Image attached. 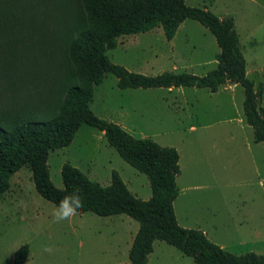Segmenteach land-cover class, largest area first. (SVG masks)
<instances>
[{
    "label": "rangeland",
    "instance_id": "obj_1",
    "mask_svg": "<svg viewBox=\"0 0 264 264\" xmlns=\"http://www.w3.org/2000/svg\"><path fill=\"white\" fill-rule=\"evenodd\" d=\"M66 1L70 12L79 8L78 0ZM186 3L207 7L219 17L234 18L250 70L248 77L264 87V0ZM152 32L119 36L117 45L107 49V56L146 75L164 71L205 75L216 68L220 47L198 20L186 19L171 41L161 26ZM58 55L62 60L60 50ZM32 66L35 64L28 63L31 70ZM34 70L41 83L35 89L32 86L31 92L36 91L32 102L40 103L46 91L42 83L45 68L38 64ZM244 100L241 84L234 89L221 85L216 92L192 86L122 89L117 77L106 73L94 87L90 107L96 115L122 123L137 138H151L163 146L179 145L183 161L190 158V145L197 148L198 158L209 157L210 165L200 166L215 181L199 197L191 191L181 192L176 203L180 221L187 228L205 229L210 240L224 244L229 252L264 255V155L258 150L264 143L254 142ZM100 134V129L83 123L69 145L50 151L48 165L55 186L64 187L62 165L70 162L102 185L110 184L111 171L116 169L137 197L149 199L148 176L126 162ZM189 172L184 168V178L189 179ZM10 183L0 201V264H12L15 251L24 244H29L26 264H131L125 231L137 229V220L129 217L133 223H123L120 219L125 214L101 216L88 211L57 224L53 217L59 207L37 191L28 166L14 173ZM183 184L180 179L178 188ZM239 221H244L241 226ZM147 264L196 263L176 247L157 240Z\"/></svg>",
    "mask_w": 264,
    "mask_h": 264
},
{
    "label": "trees",
    "instance_id": "obj_2",
    "mask_svg": "<svg viewBox=\"0 0 264 264\" xmlns=\"http://www.w3.org/2000/svg\"><path fill=\"white\" fill-rule=\"evenodd\" d=\"M78 3L79 8L70 12L66 0H0V201L11 187L12 175L28 166L37 191L58 207L78 194L79 212L125 214L137 220L139 229L129 251L131 264H146L156 240L176 247L196 264H264L263 254H234L202 230L179 224L174 208L181 172L176 147L137 138L90 107L94 87L106 73H113L122 89L192 86L216 92L223 84L238 83L245 90L244 114L254 129V141H264V87L262 83L256 86L247 76L234 18L219 17L207 7L188 5L186 0ZM188 18L207 27L220 47L216 68L205 75L186 71L146 75L112 62L106 54L117 45L119 36L160 26L171 40ZM28 63L45 68L42 83L46 91L40 103L32 102L36 92H31L32 86L35 89L41 81L36 78L35 66L31 70ZM83 123L103 130L109 145L148 176L149 199L137 197L116 169L110 184L102 185L70 162L62 165L64 187L55 186L48 165L50 151L69 145ZM28 255L29 244L20 246L12 264H26Z\"/></svg>",
    "mask_w": 264,
    "mask_h": 264
},
{
    "label": "crops",
    "instance_id": "obj_3",
    "mask_svg": "<svg viewBox=\"0 0 264 264\" xmlns=\"http://www.w3.org/2000/svg\"><path fill=\"white\" fill-rule=\"evenodd\" d=\"M152 31H154V29H152L150 31H147V32L153 33ZM171 40H169V41H171ZM246 68H247V65H246ZM246 73H247V76L250 73V70L248 68H247ZM223 85H225V89H227V88L234 89L239 84L238 83H226V84H223ZM171 88H173V87H171ZM263 97H264V92H263ZM262 102H263V99H262ZM118 124H120L124 129H126V127L122 123L119 122ZM192 126H194V125H192ZM193 129H194V131H196L197 130V127L194 126ZM100 135L102 137L103 136L105 137V133H104L103 130H101V134ZM255 143H256V145H260L261 143H264V141L255 142ZM171 146L176 147L178 149V151H179V154H180L179 164H180L181 172H180V174L177 177V185L179 184V180L180 179H182V183H184L182 189H179L180 190L179 191L180 193H179L178 197L174 201V208H175V212H176V216H177V219H178L179 224L182 225L183 227H186L187 228V225L183 224L182 221H180V217L178 215L177 207H176L177 206L176 203H177L178 198L181 195V192L191 191V192L194 193V194H192L193 196H198L199 197V196H201L202 191H205V189H207L206 188L207 186H211V184L213 185V182L215 181V178L212 175H210V177L207 176V175H205V171H204L203 168H201L200 165L202 163H206V165H210V158L209 157H206V158H204L205 160L203 159V157L202 158H200V157L198 158V156H197L198 155L197 148H195L192 145H190V148H189L190 158H188L187 161H183V159H182V153H181V148L179 147V145H171ZM214 146H215V144L213 145V147ZM258 150L260 152H262L263 155H264V146H260V148H258ZM230 167H231V165L228 164L227 169L230 170L231 169ZM184 168H189V170H190V172H189V176H190L189 179L184 178V176H183ZM119 173H120L121 177L123 178V173L122 172H119ZM111 174H112V171H111ZM123 180L125 181V183L127 184V186H129L128 182H126V180L124 178H123ZM185 211H187V208L185 209ZM80 213H82V212H80ZM185 214H187V213L185 212ZM120 220L123 223H125V222H127L129 224L133 223L132 220H131V218H129V216H124ZM243 222L242 221H239L238 225L241 226L243 224ZM138 229H139V226L137 227V229L136 228H133V229H130L128 231L127 230L125 231L126 235H128L127 236V244H128L129 251L131 249L133 240H134V238H135V236H136V234L138 232ZM200 230H202L207 235V237H208V232L205 229H200ZM155 242H154V244H155ZM154 244H153V250H154ZM220 246L223 247L224 249L226 248L225 245L222 244V243L220 244ZM152 252L148 255V261H149V258L151 256Z\"/></svg>",
    "mask_w": 264,
    "mask_h": 264
},
{
    "label": "clouds",
    "instance_id": "obj_4",
    "mask_svg": "<svg viewBox=\"0 0 264 264\" xmlns=\"http://www.w3.org/2000/svg\"><path fill=\"white\" fill-rule=\"evenodd\" d=\"M81 210V197L78 194H73L69 199L64 200L56 212L53 220L57 224H63L74 218Z\"/></svg>",
    "mask_w": 264,
    "mask_h": 264
}]
</instances>
